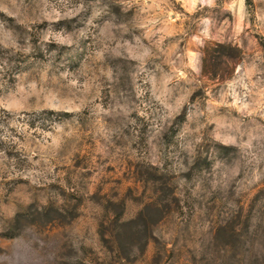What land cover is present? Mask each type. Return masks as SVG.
Instances as JSON below:
<instances>
[{"label": "rangeland", "instance_id": "obj_1", "mask_svg": "<svg viewBox=\"0 0 264 264\" xmlns=\"http://www.w3.org/2000/svg\"><path fill=\"white\" fill-rule=\"evenodd\" d=\"M0 264H264V0H0Z\"/></svg>", "mask_w": 264, "mask_h": 264}]
</instances>
